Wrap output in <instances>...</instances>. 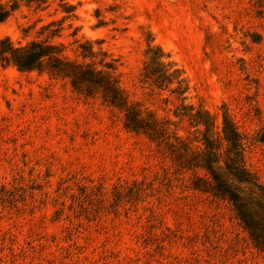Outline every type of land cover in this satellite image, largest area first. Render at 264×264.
<instances>
[{"label":"rangeland","instance_id":"rangeland-1","mask_svg":"<svg viewBox=\"0 0 264 264\" xmlns=\"http://www.w3.org/2000/svg\"><path fill=\"white\" fill-rule=\"evenodd\" d=\"M12 4L0 41L109 73L144 122L0 62V264H264L200 166L229 122L264 185V0Z\"/></svg>","mask_w":264,"mask_h":264},{"label":"trees","instance_id":"trees-1","mask_svg":"<svg viewBox=\"0 0 264 264\" xmlns=\"http://www.w3.org/2000/svg\"><path fill=\"white\" fill-rule=\"evenodd\" d=\"M15 7L16 5L12 4L6 9L0 5V23ZM61 51L62 47L46 41H31L25 47L15 48L7 39H3L0 41V62L15 66L19 72L47 71L53 76L67 77L76 91H84L86 95L100 91L106 103L124 109V126L127 130L138 132L143 129L144 121L137 111H130L131 108L126 106L116 80L109 73L94 71L86 65L69 61L61 57ZM155 58L157 56L154 53L152 59ZM152 74L153 71L148 72V75ZM223 132L229 144L226 158L220 161V155L215 150L217 147H213L211 142L204 138L206 151L201 157L200 166L209 176L214 196L226 200L231 205L252 246L264 254V185L246 168L241 136L235 127L225 122Z\"/></svg>","mask_w":264,"mask_h":264}]
</instances>
